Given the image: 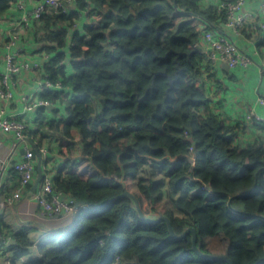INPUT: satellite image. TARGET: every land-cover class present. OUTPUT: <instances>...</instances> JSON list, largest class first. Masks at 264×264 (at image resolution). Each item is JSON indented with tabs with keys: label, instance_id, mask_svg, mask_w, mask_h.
Wrapping results in <instances>:
<instances>
[{
	"label": "trees",
	"instance_id": "trees-1",
	"mask_svg": "<svg viewBox=\"0 0 264 264\" xmlns=\"http://www.w3.org/2000/svg\"><path fill=\"white\" fill-rule=\"evenodd\" d=\"M10 1L0 0V14ZM221 1L77 0L34 22L51 55L44 77L63 87L43 88L55 106L37 107L26 135L59 140L66 161L55 187L82 203L24 264H229L200 256L192 232L173 237L161 215L177 234L194 227L203 252L223 246L233 264L264 257V144H236L200 82L212 65L200 34L223 23ZM12 236L16 264L33 240L26 228Z\"/></svg>",
	"mask_w": 264,
	"mask_h": 264
},
{
	"label": "crops",
	"instance_id": "crops-1",
	"mask_svg": "<svg viewBox=\"0 0 264 264\" xmlns=\"http://www.w3.org/2000/svg\"><path fill=\"white\" fill-rule=\"evenodd\" d=\"M26 1L29 5L36 3V0ZM217 1L200 0V5L206 6ZM248 7L252 12L253 20L261 21L263 15L260 12L259 0H249ZM21 14L22 11L12 4L0 14V71L3 65L4 40L11 31H19L22 36L21 44H19L22 58L40 61L44 59L45 54H50L43 48L45 42L39 38L35 26L20 27L19 17ZM197 25L200 29L207 27L204 20H199ZM213 29L234 37L245 50H250L252 45L258 47L260 35L248 25L241 28L239 34H234L220 20H217ZM261 50L259 49V54L255 56V62L246 68H229L223 62L215 65L210 64V68L203 70L200 80L210 99V109L234 128L235 142L240 146L250 142L264 144V124L246 118L251 108H255L256 112L264 115V104L259 101V97H264V52ZM43 78V69L40 68L16 76L15 95L11 100L0 97V110H4L9 116L26 121L30 130L36 128L37 109H29L28 106L34 99L42 98ZM48 107L49 109L53 108ZM27 138L28 140L17 144L11 134L0 131V223H2L3 232L7 234L0 237L1 264H12L8 253L10 252L9 246L16 242L12 236L13 233L26 228L29 237L33 240L30 252L15 261L16 264H24L39 257L38 243L51 230L72 224L76 215L65 213L52 217L45 216L40 212L37 191L41 180L35 185L39 172L40 170L43 173L47 171L54 176L56 171L64 165L66 157L60 153L59 140L54 136L41 139L37 132L29 133ZM39 141L40 145L38 146L37 142ZM26 143L34 151L36 158L35 179L27 186L21 197L13 198L18 184V173L12 163L21 156ZM42 147L46 148L45 155L40 151ZM72 156L78 157V151L74 150ZM12 239L15 242L10 244ZM2 255L4 257H1Z\"/></svg>",
	"mask_w": 264,
	"mask_h": 264
},
{
	"label": "built area",
	"instance_id": "built-area-1",
	"mask_svg": "<svg viewBox=\"0 0 264 264\" xmlns=\"http://www.w3.org/2000/svg\"><path fill=\"white\" fill-rule=\"evenodd\" d=\"M77 0H36V3L29 5L26 0H11L10 4L22 11L19 17L20 27L30 28L34 22L39 20L45 12L68 11L76 8ZM249 0H223L219 2V9H224L225 18L223 24L234 34H239L241 28L249 26L259 33L260 38L264 37V0H259L260 12L263 15L261 21H254L252 12L248 7ZM85 21L90 19L85 17ZM81 28L82 23L75 24ZM22 36L19 31H11L4 40L3 65L0 71V97L5 100H11L15 95L16 76L26 71L43 69L49 61L50 54H45L44 59L32 61L21 57ZM200 43L206 53V58L210 64L215 65L220 62L228 64L229 68H246L255 62V56L259 54L256 45L250 46V50L243 49L234 37L214 30H202L200 34ZM43 88L48 90H59L63 87L61 80L51 81L47 74L43 78ZM259 101L264 104V97H259ZM41 105L55 106L49 99H34L29 109H36ZM251 121H259L264 124V115L251 108L246 115ZM29 124L26 121L14 118L0 110V131L11 134L17 144L28 140L26 130ZM41 153L45 155L46 148H41ZM13 168L18 173V184L15 188L13 198H19L23 195L25 189L35 179L36 158L34 151L26 144L21 156L12 163ZM39 190L37 191V200L40 206V212L45 216H59L65 213L76 214V200L68 194L55 187L53 175L45 172L42 175ZM1 237V231H0Z\"/></svg>",
	"mask_w": 264,
	"mask_h": 264
},
{
	"label": "water",
	"instance_id": "water-1",
	"mask_svg": "<svg viewBox=\"0 0 264 264\" xmlns=\"http://www.w3.org/2000/svg\"><path fill=\"white\" fill-rule=\"evenodd\" d=\"M225 65L228 66V64H226V63H225ZM51 107H53V106H51ZM90 118H91V117H89V119H90ZM42 175H43V172L40 170L39 175H38V178H37V180H36V182H35V185H37V184L40 182V180H41V178H42ZM126 192H127L129 195L133 196V195L131 194V192H129V191H126ZM81 203H82L81 201H77V202H76V207H78ZM137 208H138V211H139L141 217H142L143 219L147 220L146 215L143 213L141 207H140L138 204H137ZM158 219H165V220H167V222H168V226H169V230H170V234H171L173 237H175V238H182V237L185 236L187 233L192 232V235H193V248H194V250H195L200 256H202L203 258H205V259H213V260H225V261H227L229 264H233V262H232L230 256H229L228 254H226V253H225V254H222V253H218V254H217V253H206V252L201 251V250L199 249V247L197 246V232H196V229H195L194 227H189V228H187L183 233H181V234H177V233L175 232L173 226H172V223H171V220L169 219V217H167V216H165V215H161L160 218H158ZM155 220H156V219H155ZM155 220H154V221H155ZM14 242H15V241L12 239V240L10 241V244H11V243H14ZM263 262H264V257H262V258H261L258 262H256L255 264H261V263H263Z\"/></svg>",
	"mask_w": 264,
	"mask_h": 264
},
{
	"label": "rangeland",
	"instance_id": "rangeland-1",
	"mask_svg": "<svg viewBox=\"0 0 264 264\" xmlns=\"http://www.w3.org/2000/svg\"><path fill=\"white\" fill-rule=\"evenodd\" d=\"M98 104V103H97ZM96 108H98V107H96ZM75 151H77V149H75ZM152 166H154L153 164H151ZM158 169V168H157ZM158 173H160L159 171H157ZM158 176H160L161 174H157ZM164 180H167V178H165ZM219 237H215L214 239H213V241L214 242H219ZM222 245V244H221ZM211 246H216V244L215 243H213ZM212 251L214 252L215 251V249L212 247ZM224 252V247L222 246L221 247V252L220 253H223Z\"/></svg>",
	"mask_w": 264,
	"mask_h": 264
}]
</instances>
